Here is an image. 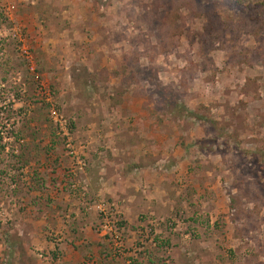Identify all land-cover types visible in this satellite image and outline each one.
I'll list each match as a JSON object with an SVG mask.
<instances>
[{
    "label": "rangeland",
    "instance_id": "obj_1",
    "mask_svg": "<svg viewBox=\"0 0 264 264\" xmlns=\"http://www.w3.org/2000/svg\"><path fill=\"white\" fill-rule=\"evenodd\" d=\"M65 252L264 264V0H0V264Z\"/></svg>",
    "mask_w": 264,
    "mask_h": 264
},
{
    "label": "crops",
    "instance_id": "obj_2",
    "mask_svg": "<svg viewBox=\"0 0 264 264\" xmlns=\"http://www.w3.org/2000/svg\"><path fill=\"white\" fill-rule=\"evenodd\" d=\"M124 167H125V165H123ZM138 170H136V172L135 173H129V174H127V173H124V179L125 178H133L138 172H137ZM125 172V171H124ZM102 179V181H100V183L97 185L98 187H96V188H94V189H92V191H93V195L95 196H97V197H99V198H101V200L103 199V198H108L109 200H111L112 202L113 201H115V199H114V192H112V190H111V188L109 187V182H107L106 180H104V178H101ZM148 187L149 186H147L146 185V191H145V193H147V191H149L148 190ZM151 197H152V200H156V201H160L159 199H160V197L159 196H156L155 195V193H152V194H149ZM151 200V198L150 197H148V196H145V201L142 199V201L145 203V204H148V202H151L152 201ZM161 202H163V201H161ZM113 205H117V204H115L114 202H113ZM149 205V204H148ZM88 229H90L89 227H87ZM91 239V238H90ZM95 241V242H94ZM91 243H93L92 245H93V247H92V250L94 251V253H96V254H99L100 253V251H101V245H100V243H103V240L101 239H99V237H97L96 238V240H95V237L94 236H92V242ZM95 243V244H94ZM97 243V244H96ZM70 254H72V253H68V252H65L64 254H63V257L61 258V260H60V262L62 263V264H73V263H77V264H79L80 263V259L79 258H75V259H73L71 256H70ZM70 258V259H69ZM72 260H74V261H72Z\"/></svg>",
    "mask_w": 264,
    "mask_h": 264
},
{
    "label": "built area",
    "instance_id": "obj_3",
    "mask_svg": "<svg viewBox=\"0 0 264 264\" xmlns=\"http://www.w3.org/2000/svg\"><path fill=\"white\" fill-rule=\"evenodd\" d=\"M101 212L105 216L104 222L100 227L101 236L109 238L117 247L121 246L123 243V236L121 228L119 227L120 224L105 210H102Z\"/></svg>",
    "mask_w": 264,
    "mask_h": 264
}]
</instances>
